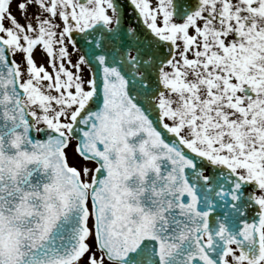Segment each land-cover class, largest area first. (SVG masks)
<instances>
[{
  "label": "snow or ice",
  "instance_id": "1",
  "mask_svg": "<svg viewBox=\"0 0 264 264\" xmlns=\"http://www.w3.org/2000/svg\"><path fill=\"white\" fill-rule=\"evenodd\" d=\"M0 264H264V0H0Z\"/></svg>",
  "mask_w": 264,
  "mask_h": 264
}]
</instances>
